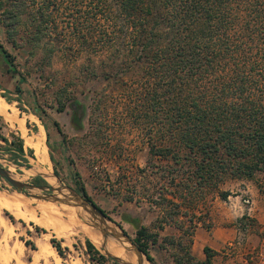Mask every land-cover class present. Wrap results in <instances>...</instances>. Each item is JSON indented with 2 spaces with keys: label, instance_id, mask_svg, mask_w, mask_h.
<instances>
[{
  "label": "trees",
  "instance_id": "obj_1",
  "mask_svg": "<svg viewBox=\"0 0 264 264\" xmlns=\"http://www.w3.org/2000/svg\"><path fill=\"white\" fill-rule=\"evenodd\" d=\"M0 26L12 47L29 33L25 42L47 41L48 55L66 49L88 66H109L101 74L113 85L94 112L105 111L104 95L117 98L114 112L138 132L151 160L176 167L167 175L179 178L183 191L217 189L226 179L264 180V0H0ZM0 56L16 73L1 43ZM0 141L8 143L1 134ZM10 144L23 154L21 139ZM259 191L264 196V181ZM151 237L140 227L132 241L155 264ZM50 243L62 256L60 244ZM84 244L91 264H117ZM203 253L199 264H210L211 250ZM184 255L174 264L198 263Z\"/></svg>",
  "mask_w": 264,
  "mask_h": 264
},
{
  "label": "rangeland",
  "instance_id": "obj_2",
  "mask_svg": "<svg viewBox=\"0 0 264 264\" xmlns=\"http://www.w3.org/2000/svg\"><path fill=\"white\" fill-rule=\"evenodd\" d=\"M22 34L23 40L12 47L0 26V43L14 58L16 70L8 71L0 56V98L10 108L0 115V134L8 141H0L1 167L15 179L37 186L61 183L77 191L75 183L79 181L131 240L140 227L146 228L154 240L149 238L146 243L155 264H174V258L186 260V253L199 264L205 259V247L211 250L210 264H264V196L259 191L263 176L226 179L217 189L202 192L183 191L179 178L167 175L176 167L151 160L138 132L114 112L121 107L117 98L104 95L109 98L105 111L101 116L94 112L98 96L113 85V80L107 83L101 74L109 66H88L87 60L66 49L48 55L43 47L47 41L27 44L29 36L25 35L29 33ZM41 129L47 157L44 165L25 144ZM18 138L23 144L22 155L10 144ZM221 193L228 194L226 199ZM0 195L21 197L29 205L25 209L28 215L41 223L23 222L0 208L1 264H31L41 248L53 258L38 264H91L84 244L88 239L73 215V225L67 228L45 223L51 220L38 210L39 205H64L25 197L1 178ZM34 207L37 209H29ZM51 239L60 244L62 256L52 247ZM179 242L182 251L177 247ZM90 243L105 256L99 245ZM19 251L21 256L16 259ZM3 254H7L5 258Z\"/></svg>",
  "mask_w": 264,
  "mask_h": 264
},
{
  "label": "bare ground",
  "instance_id": "obj_3",
  "mask_svg": "<svg viewBox=\"0 0 264 264\" xmlns=\"http://www.w3.org/2000/svg\"><path fill=\"white\" fill-rule=\"evenodd\" d=\"M9 110H10V108H9L8 104L4 103L2 101V99L0 98V115H3L4 113H6ZM43 136H44L43 130L41 129L36 135H34L32 137L30 136L29 138H27L25 140V144L30 146L32 149L35 150L36 159H37L38 163H40L42 165H44L47 162L46 161L47 157L45 154V146L42 144ZM38 166H39V164H38ZM43 173L48 174V171L43 169ZM10 175H11V177L15 178L11 172H10ZM1 196L2 195H0V197ZM28 207H29L28 203L26 201L22 200L21 197H19V196H17V197L14 196V198H12V197L11 198L10 197L9 198H7V197H1L0 198V208L8 211L14 218H16L18 220H22L23 222L32 221L37 225L41 224L40 221H38L35 217H31L30 215H28V213L25 210ZM29 209L36 210L37 208L34 207V208H29ZM38 210L45 213L46 216L42 215V213L40 212L42 216L48 217L49 220H51V221H49V222L47 221L45 223H47V224H52V223L62 224L67 228H69L70 226L73 225V222H74L73 217H74V219L80 224L81 234L83 236H86L87 239L90 240L92 243L99 245L102 248L103 253L108 252L109 254L120 258L123 262H126L128 264H135L136 258L132 253H130L127 250L128 246H129L128 244H123V243H121L115 239H112V238L104 239L97 230H94L93 228L80 223L76 218V216L81 215V213L78 209L68 207V206L56 207V206L46 204V205H39ZM72 215H73V217H72ZM63 217L65 218V220L62 219ZM90 229H92V230H90ZM7 231L8 230H6V232ZM5 234H7V233H5ZM39 242H41V241H39ZM38 249H40V248L38 247ZM52 250H54V249H52ZM20 254H21V252L19 251L16 259L20 258V256H21ZM5 255H7V254H5ZM5 255L3 258L6 257ZM50 258H53V255L51 254V252L47 251L46 248H41L40 251L34 256L33 260H31L32 261L31 264H38V262L40 260L45 261V260H48ZM18 264H20V263H18ZM145 264H148V263L145 262Z\"/></svg>",
  "mask_w": 264,
  "mask_h": 264
},
{
  "label": "water",
  "instance_id": "obj_4",
  "mask_svg": "<svg viewBox=\"0 0 264 264\" xmlns=\"http://www.w3.org/2000/svg\"><path fill=\"white\" fill-rule=\"evenodd\" d=\"M0 178L25 197L78 209L81 215L77 217H80L82 223L97 230L104 239L112 238L123 244H128L127 250L136 258L135 264H145V262L150 264L141 249L129 236L117 224L112 223L109 217L100 212L95 205L83 198L76 190L65 187L61 183H58L56 187L28 184L11 177L10 173L1 166ZM104 254L117 264H128L108 252Z\"/></svg>",
  "mask_w": 264,
  "mask_h": 264
}]
</instances>
